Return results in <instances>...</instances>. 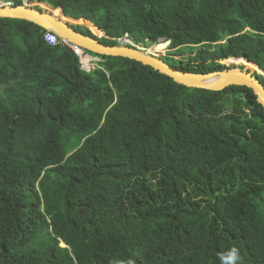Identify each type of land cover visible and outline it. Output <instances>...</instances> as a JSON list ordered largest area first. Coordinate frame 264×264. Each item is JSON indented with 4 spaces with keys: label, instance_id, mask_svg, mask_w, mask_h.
Instances as JSON below:
<instances>
[{
    "label": "trees",
    "instance_id": "trees-1",
    "mask_svg": "<svg viewBox=\"0 0 264 264\" xmlns=\"http://www.w3.org/2000/svg\"><path fill=\"white\" fill-rule=\"evenodd\" d=\"M29 2L85 20L96 30L72 27L104 45L164 39L163 61L186 73L235 58L264 72V0ZM45 33L0 18V264H264L252 90L188 88L96 54L86 71Z\"/></svg>",
    "mask_w": 264,
    "mask_h": 264
},
{
    "label": "water",
    "instance_id": "water-1",
    "mask_svg": "<svg viewBox=\"0 0 264 264\" xmlns=\"http://www.w3.org/2000/svg\"><path fill=\"white\" fill-rule=\"evenodd\" d=\"M58 10L60 16L53 12L39 10L36 7H30L23 3L19 6L2 7L0 6V18L25 20L38 25L46 31H51L64 40L69 45H75L84 51L91 52L100 56L122 57L132 61L139 62L145 66L151 67L155 71L171 78L177 84L188 88L205 89L209 91H223L232 86H244L252 90L256 96L257 102L264 109V85L260 82L254 72L241 69H229L216 71L206 74L186 73L176 70L165 63L162 59L147 53L145 48L134 47L118 43V45H104L99 39L89 37L76 31L66 17L63 9ZM164 40V39H162ZM249 62V61H248ZM257 67V66H256ZM258 75L264 77V72L257 67Z\"/></svg>",
    "mask_w": 264,
    "mask_h": 264
},
{
    "label": "rangeland",
    "instance_id": "rangeland-1",
    "mask_svg": "<svg viewBox=\"0 0 264 264\" xmlns=\"http://www.w3.org/2000/svg\"><path fill=\"white\" fill-rule=\"evenodd\" d=\"M23 3H24V1H22ZM15 3V2H14ZM28 6H30V7H38V8H40L39 6H37V5H28ZM40 9H42V8H40ZM46 11V10H45ZM58 14H60V12L58 11ZM67 20V19H66ZM65 20V21H66ZM70 24H73V26H78V27H80V28H82V29H84V30H96L94 27H92L91 26V24H89L88 22H86L85 20H81L80 22H74V21H68ZM98 34L99 35H101L100 34V32H98ZM99 37H102V36H99ZM104 37H106V36H104ZM151 44H149V43H146V47H147V49H145V51L146 50H151V51H154V56L155 57H157V58H160V59H168V58H171V55L173 54V52H174V50H172V49H170V42H166L165 40H161V42H160V44H155V45H152V46H150ZM159 45H165V47L163 48V50L161 51V52H155V50L153 49L152 50V48H155L156 46H159ZM144 46V47H145ZM87 54L90 56L91 54H93V53H91V52H88L87 51ZM153 55V54H152ZM92 56V55H91ZM187 56V55H186ZM174 58L175 59H180V57H178V56H174ZM94 59L95 60H99V58H96V57H94ZM90 60V57H89V59L88 60H86L85 58H84V62H85V66L84 65H82L83 66V69L85 68V69H87V70H89L88 68L90 67V69L91 70H93L94 68H97V66H98V62H96V63H94V65H90L89 67H87L86 65L88 64V61ZM100 61V60H99ZM222 63V65H224V66H226V67H228V68H234V69H240L241 67H243V70H247V71H249V72H254V71H252V70H250V69H248V68H246L245 66H243V65H238V64H230L229 63V61L228 60H225V61H222L221 62ZM248 63V62H247ZM255 73V72H254ZM257 73V72H256Z\"/></svg>",
    "mask_w": 264,
    "mask_h": 264
},
{
    "label": "built area",
    "instance_id": "built-area-1",
    "mask_svg": "<svg viewBox=\"0 0 264 264\" xmlns=\"http://www.w3.org/2000/svg\"><path fill=\"white\" fill-rule=\"evenodd\" d=\"M24 1V0H22ZM16 0H0V6L2 7H12L15 6ZM45 41L51 45V46H57L58 44H65L68 47H70L74 53L80 58L82 65L85 66V62H84V58L85 57H90V60L88 61V64L86 65L87 67H89L90 65H94V63L96 62H100L98 59L95 60L94 57L89 56L88 54L85 53V51L75 45H69L68 43H66L64 40H61L57 34H55L54 32L51 31H46L45 35H44ZM118 43L120 44H124V45H130V46H134V47H139V48H144L142 45L140 46H136L133 44V42L127 38L124 39H118L117 40ZM124 42V43H122ZM85 69V68H84ZM89 70L85 69L86 71H91L90 67L88 68ZM95 69V68H94Z\"/></svg>",
    "mask_w": 264,
    "mask_h": 264
},
{
    "label": "bare ground",
    "instance_id": "bare-ground-1",
    "mask_svg": "<svg viewBox=\"0 0 264 264\" xmlns=\"http://www.w3.org/2000/svg\"><path fill=\"white\" fill-rule=\"evenodd\" d=\"M24 3H25L26 5H31V6H32V5H37V6H39L40 8H42V10H44V11L46 10V11L53 12L49 6H47L46 4H43V3H30L29 0H24ZM53 13H54L56 16H60V14H58V10L54 11ZM66 19H67V20H66ZM64 20H66L67 22H68L69 20L74 21V22H77L76 20H73V19H71L70 17H67V16L64 18ZM79 21H81V20H79ZM100 34H101V33H100ZM122 43H124V42H122ZM164 47H165V45H159V46H156L155 48H152V50L154 49L155 52L157 53V52H161V51L163 50ZM144 51H145V50H144ZM146 52L149 53V54H153V55H154V51L146 50ZM85 59L88 60L89 57H85ZM228 61H229L230 64L243 65V66H245L246 68H248V69H250V70H252V71H254V72H259L258 69H257V67H256L253 63H251V62H248V63H247V61L244 60V59H236V58H235V59H228ZM259 73H260V72H259Z\"/></svg>",
    "mask_w": 264,
    "mask_h": 264
},
{
    "label": "clouds",
    "instance_id": "clouds-1",
    "mask_svg": "<svg viewBox=\"0 0 264 264\" xmlns=\"http://www.w3.org/2000/svg\"><path fill=\"white\" fill-rule=\"evenodd\" d=\"M145 48V47H144ZM146 49V48H145Z\"/></svg>",
    "mask_w": 264,
    "mask_h": 264
}]
</instances>
